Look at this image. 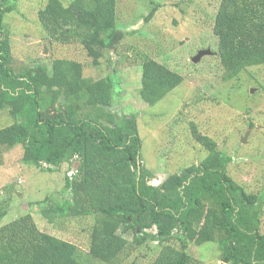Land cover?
I'll list each match as a JSON object with an SVG mask.
<instances>
[{
  "label": "trees",
  "instance_id": "trees-1",
  "mask_svg": "<svg viewBox=\"0 0 264 264\" xmlns=\"http://www.w3.org/2000/svg\"><path fill=\"white\" fill-rule=\"evenodd\" d=\"M18 1L0 0V110L13 118L0 129V146H22V162L44 172L59 171L62 164L72 167L63 188L67 198L33 204L46 222L92 217L89 256L105 264H121L129 251L149 238L161 247L153 264H197L185 252L188 240L200 243L197 232L216 236L229 264H264V196L246 192L228 175L232 158L196 125H191L192 138L208 156L155 187L141 164L137 116L118 118L109 111L113 77L88 79L83 64L66 59L54 60L49 69L36 66L15 73L4 20L16 11ZM75 4L82 10L70 19V13L62 15L61 2L52 0L39 11V23L51 42L80 44L92 65L99 67L106 52L119 53L126 36L119 28L118 0ZM214 35L224 81L264 66V0H221ZM141 67L139 95L149 106L184 82L154 59L145 57ZM52 113L55 118L43 119ZM6 215L0 202V264H82L75 244L38 229L30 213L2 225ZM153 228L156 235L145 233ZM129 232L132 241L125 237Z\"/></svg>",
  "mask_w": 264,
  "mask_h": 264
},
{
  "label": "rangeland",
  "instance_id": "rangeland-1",
  "mask_svg": "<svg viewBox=\"0 0 264 264\" xmlns=\"http://www.w3.org/2000/svg\"><path fill=\"white\" fill-rule=\"evenodd\" d=\"M58 1L62 15L70 13V19L82 10L76 0ZM51 2L19 0L16 11L6 16L15 73L36 66L49 69L54 60L66 59L83 64L88 79L113 77L115 91L109 111L118 118L137 116L141 164L151 173L150 185L161 187L208 156L192 138L194 124L216 141L219 151L232 158L228 175L246 192L264 196V66L248 68L234 80H223L224 70L216 54L218 38L214 35L221 0H118L119 28L126 36L119 53L106 52L99 67L92 65L80 44L61 45L47 37L38 14ZM153 10L154 16L146 21ZM206 50L211 54L194 62L199 52ZM145 57L184 78L155 106L144 103L139 95ZM55 114H46L43 119H53ZM12 123L8 111L0 110V129ZM22 156V146H0V202L7 209L2 225L30 213L38 229L75 244L82 264H105L89 256L92 217L62 218L51 225L33 205L46 199L62 202L67 198L63 188L72 167L62 164L59 171L44 172L25 165ZM260 232L264 234V200ZM145 233L154 236L157 231L153 228ZM174 235L181 237L179 232ZM196 235L200 243L188 240L185 252L197 264H229L222 258L216 236L202 232ZM125 237L132 241V232ZM160 251L158 242L149 238L129 251L121 264H153Z\"/></svg>",
  "mask_w": 264,
  "mask_h": 264
},
{
  "label": "water",
  "instance_id": "water-1",
  "mask_svg": "<svg viewBox=\"0 0 264 264\" xmlns=\"http://www.w3.org/2000/svg\"><path fill=\"white\" fill-rule=\"evenodd\" d=\"M210 54H211V51L210 50L200 51L199 54H198V56L196 58H194V62H197L203 56L210 55Z\"/></svg>",
  "mask_w": 264,
  "mask_h": 264
}]
</instances>
